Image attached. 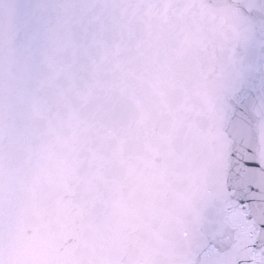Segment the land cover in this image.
Here are the masks:
<instances>
[{"label": "snow or ice", "instance_id": "6c2138e0", "mask_svg": "<svg viewBox=\"0 0 264 264\" xmlns=\"http://www.w3.org/2000/svg\"><path fill=\"white\" fill-rule=\"evenodd\" d=\"M0 264H264V0H0Z\"/></svg>", "mask_w": 264, "mask_h": 264}]
</instances>
